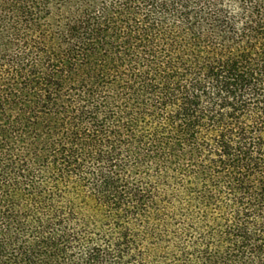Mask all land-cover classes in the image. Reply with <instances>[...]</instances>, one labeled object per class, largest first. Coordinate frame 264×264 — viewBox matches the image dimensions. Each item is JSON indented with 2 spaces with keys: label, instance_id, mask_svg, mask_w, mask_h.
<instances>
[{
  "label": "trees",
  "instance_id": "obj_1",
  "mask_svg": "<svg viewBox=\"0 0 264 264\" xmlns=\"http://www.w3.org/2000/svg\"><path fill=\"white\" fill-rule=\"evenodd\" d=\"M0 264H264V0H0Z\"/></svg>",
  "mask_w": 264,
  "mask_h": 264
}]
</instances>
